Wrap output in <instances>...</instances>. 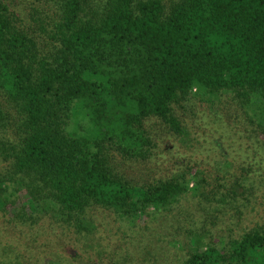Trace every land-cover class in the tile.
Instances as JSON below:
<instances>
[{
  "label": "trees",
  "instance_id": "obj_1",
  "mask_svg": "<svg viewBox=\"0 0 264 264\" xmlns=\"http://www.w3.org/2000/svg\"><path fill=\"white\" fill-rule=\"evenodd\" d=\"M53 3V19L41 24L50 48L43 51L0 0V161L8 165L0 175V221L23 206V221L49 218L93 234L92 206L120 229L156 212L173 214L206 181L188 169L138 187L121 161L153 155L158 143L145 127L152 117L185 136L175 106L189 97L233 95L251 131L264 138V0ZM10 110L20 127L16 141L3 137ZM239 170L233 185L212 191L214 198L227 191L221 206L245 199L242 181L261 177L252 165ZM0 236V264H64L54 243L41 247L52 250L41 257L40 247L13 241L1 224ZM192 241L177 264H264V226L217 244L199 235Z\"/></svg>",
  "mask_w": 264,
  "mask_h": 264
},
{
  "label": "rangeland",
  "instance_id": "obj_2",
  "mask_svg": "<svg viewBox=\"0 0 264 264\" xmlns=\"http://www.w3.org/2000/svg\"><path fill=\"white\" fill-rule=\"evenodd\" d=\"M8 1L23 29L38 39L43 51L50 49L45 41L48 34L41 24L44 19L50 22L53 19L56 11L53 0ZM47 28L51 31L52 24ZM0 101L4 103L1 94ZM10 112L12 122L3 137L16 141L20 135L19 122L16 113ZM175 112L186 130L185 136L179 137L160 119L152 117L145 127L158 143L153 155L145 160L121 161V170L138 187L188 169L206 181L200 187L201 192L189 195L173 214L156 212L147 220L145 217L120 229L110 222L103 208L92 206L87 218L94 221L96 231L79 234L70 226L54 224L49 218L34 222L27 217L23 221L26 210L22 206L15 217L1 216L0 224L5 232L21 245L40 247L36 251L42 253L41 257L52 254V250L47 252L41 247L54 243V251L64 264H177L187 258V250L194 247L192 238L197 235L206 244H217L221 237L264 226V149L258 148L264 138L251 131L233 95L220 94L213 102L189 97L175 106ZM248 165L261 177L242 181L246 198L225 206L218 204L220 196L227 191L221 190L216 198L212 191L229 188L236 181L234 173ZM7 171L8 165L0 161V175ZM189 179L194 188L196 180L193 176ZM24 200V206L33 213V203L28 198ZM2 240L5 238L0 236V243ZM33 263L42 264V261Z\"/></svg>",
  "mask_w": 264,
  "mask_h": 264
}]
</instances>
